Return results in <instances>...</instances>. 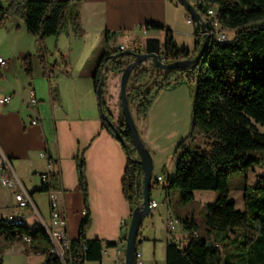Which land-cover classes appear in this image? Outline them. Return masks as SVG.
Returning a JSON list of instances; mask_svg holds the SVG:
<instances>
[{
	"label": "trees",
	"instance_id": "16d2710c",
	"mask_svg": "<svg viewBox=\"0 0 264 264\" xmlns=\"http://www.w3.org/2000/svg\"><path fill=\"white\" fill-rule=\"evenodd\" d=\"M80 1L10 0L6 7H0V27L10 17L22 21L36 37L41 62L46 68V38L66 33L69 26L75 38L83 37L84 30L77 11ZM187 1L201 15L216 6L222 27L236 31L235 38L225 42L210 38L205 56L193 69L162 71L153 64L137 68L130 79L134 87L127 94L131 111H135L137 120H142L147 118L160 92L173 90L185 82H193L195 86L191 132L176 145L174 173L167 178L164 190L168 194L171 190H179L184 203L194 199V191H213L216 199L213 204L204 207L205 233L201 232L195 219L181 221L188 233L187 246L182 248L169 243L166 264H221L215 241L210 238L213 233L221 231L240 240L237 248L241 252L239 260L242 264H264V175L255 187L245 186L244 211L238 210L229 198L230 177L242 174L246 182L251 169L257 166L264 168V158L256 155L264 152V134L258 128L259 125L264 126V0ZM193 24L196 38L193 53L179 49L170 30L163 46L158 40H148L143 52L156 53L165 63L196 57L204 38L201 30ZM112 38L114 33L106 32V41ZM131 53L135 51L108 50L100 57L92 75L95 91L100 84L102 90L105 88V77L109 72L123 73L124 68L134 60ZM23 63L27 76L32 78V58L25 57ZM102 110L105 117L114 122L104 100ZM101 124L102 129L118 141L108 121L101 118ZM114 125L123 138V143L118 142L127 158L121 185L131 217L133 211L143 204V171L123 115ZM76 168L85 213L78 236L72 242L69 259L72 264L100 263L104 245H116L87 239L92 218L84 151L77 156ZM162 173L166 170L163 169ZM58 179L59 173L52 177L51 188L42 185L40 190L48 193ZM25 236L30 238L29 244L23 241ZM18 242L23 243L25 251L30 254H46L51 248V241L39 224L29 227L25 223L17 225L15 221L0 219L1 248H9ZM0 264H4L2 258ZM53 264L58 262L54 260ZM224 264L233 263L227 261Z\"/></svg>",
	"mask_w": 264,
	"mask_h": 264
},
{
	"label": "crops",
	"instance_id": "0c3cea01",
	"mask_svg": "<svg viewBox=\"0 0 264 264\" xmlns=\"http://www.w3.org/2000/svg\"><path fill=\"white\" fill-rule=\"evenodd\" d=\"M77 11L84 30L83 37L75 38L69 26L66 33L46 38V68L41 62L37 39L26 25L14 17H10L4 25L5 33L13 35L14 42L12 46L0 48V56L8 61L7 67L0 72V100L11 96L8 103H0V155L10 159L16 176L45 221L50 219V205L48 193L40 190L41 175L49 170V161L53 162L50 169L59 173L53 191L66 215L68 234L75 240L85 213L76 168L77 156L84 151L92 218L87 239L115 244L111 247L104 245L103 253L112 252L110 260L113 264H124V232L127 228L124 221L131 219L130 207L121 185L127 158L120 143L102 129L92 75L97 61L106 51L123 48L124 51L142 53L148 40H158L163 46L168 30L172 31L177 47L187 49L191 54L196 49L194 24L188 23L190 15L179 0H81L77 4ZM8 24L11 26L7 27ZM106 32L114 33V38L109 42L106 41ZM27 56L32 58V78L25 72L23 59ZM112 74L110 83L114 84L121 74ZM182 88L187 87L181 84L173 90L160 92L147 118L142 119L141 123L137 124L133 115L136 125L147 126L142 134L145 142L148 143L151 130L160 136L169 130L166 116L175 114L176 105L182 99ZM32 94L38 99L33 111L39 119V125L31 124L33 115L28 103ZM163 94L166 95L161 102ZM111 104L110 112L112 108L116 113L119 112L115 97ZM166 137L169 138V135ZM176 137L177 134L173 139ZM49 143H53V152ZM147 147L152 156L153 172L168 167L169 176L173 175L175 159L170 165L167 151L164 157H159L157 146L148 143ZM42 152L47 153L49 159L41 157ZM158 190L164 206L161 207L156 196L150 194V199L157 202L150 214L155 212L163 217L162 234L157 233L154 222H146L149 214L142 224L137 250L142 254V264H166L169 243L182 248L188 243L186 231L178 232L175 228L174 232H167V219L176 220L168 201L171 193L168 194L164 186ZM42 195H46L43 203L45 213L36 201ZM193 195L194 201L203 209L216 199L213 191H194ZM244 209L245 204L240 210ZM19 212L14 190L4 187L0 182V219H8ZM26 214L29 215L25 220L27 226L34 227L39 223V218L32 214L31 209ZM187 218L195 219L191 214ZM28 221L33 224L28 225ZM210 238L213 239V235ZM147 244L152 248L149 256L146 253ZM118 248L121 249L120 253Z\"/></svg>",
	"mask_w": 264,
	"mask_h": 264
},
{
	"label": "rangeland",
	"instance_id": "374dc122",
	"mask_svg": "<svg viewBox=\"0 0 264 264\" xmlns=\"http://www.w3.org/2000/svg\"><path fill=\"white\" fill-rule=\"evenodd\" d=\"M10 0H0V7H6L9 4ZM1 15V14H0ZM11 25L8 24L7 27H10ZM5 26L0 27V48L6 47L8 45H13L14 37L5 33ZM5 33V34H4ZM236 31H229L228 32V38L229 41H232L235 38ZM113 43V42H112ZM149 66L148 65H142ZM113 72H109L108 75L105 77V88L103 89V100L106 103L107 108H111L113 106L111 102L114 100H117L118 105L117 109L119 108V112H115L112 108V116L114 119L113 123H117L119 118H121L122 109H121V93H120V82L121 78L117 80L114 84L110 83V80L113 78ZM133 81V80H132ZM187 88H182V99L179 100V102L176 105L175 108V114L173 115H167L166 116V126L169 128L167 132L164 133V135L160 136L158 133L155 132H149L148 137V143H151L152 145H155L158 147V156L164 157L166 151L168 153V157L170 158V165L172 161L175 159L174 150L176 148V145L183 140L185 137H187L191 132V122H192V112H193V94H194V83L193 82H185L183 83ZM128 87L133 88L134 84L131 81L128 83ZM128 89V88H127ZM187 89V90H186ZM129 91V89H128ZM115 92V95H114ZM166 94H163V98L161 99V102L164 100V96ZM111 104V105H110ZM110 111V110H109ZM132 115L135 116V111L132 110ZM138 123H141V120H137ZM136 124V123H135ZM140 137L142 141L144 142L146 148L150 152L149 148L147 147V142L144 141L142 134L146 130L147 126L144 125L143 127L140 125H136ZM259 131L264 134V126L259 125L258 126ZM177 134V137L173 139V137ZM169 135V138L166 136ZM178 141L175 143L174 141ZM50 148L53 152L54 146L53 143H49ZM173 145V146H172ZM151 153V152H150ZM259 157L264 158V152H258L256 153ZM166 173H162L159 169H156L153 174L152 178H157L158 176H162L164 178V182H161L159 187L151 188L150 194H154L156 196L157 202L162 206H164L163 199H161L160 195L161 192L158 189H162V186L165 187L166 178L169 177V170L168 167L166 169ZM264 175V168L262 167H254L251 169L248 173V179H243L242 174H237L229 178V186L231 189L230 192V200H236L237 209L240 210L241 207L244 206V201L241 199V195L244 196V188L247 187H255L257 182L259 181L260 177ZM10 189V188H9ZM171 196L168 198V201H170V211L173 214V217L178 221L176 225V231L181 232L185 231L183 224L181 223L182 220H185L189 214L191 216L193 215L195 218V221L200 226L201 232H204V217H205V210L200 207V204L197 201H194V199L190 202L184 203L182 200V196L179 190H171ZM46 195H42V197H37L36 201L38 205L40 206L41 210L45 213V202ZM80 199V198H79ZM76 205V200H75ZM162 220L163 217L157 213H151L149 217L147 218V221L154 222L157 233L160 235L162 234ZM26 223V222H25ZM28 225H32L33 222L28 221ZM124 223L127 224V228L125 229V235L127 236L130 219L125 220ZM142 230V229H141ZM74 236L76 233L74 232ZM236 236L232 234H228L226 231L221 232H215L213 233V239L215 241L216 249L220 253V262L221 264H224L225 262L229 261L233 264H242L240 262L239 255L241 254L240 250L237 248L238 244L240 242L239 239H235ZM146 253L147 255L152 254V248L147 244L146 246ZM25 245L23 243H15L9 248L3 249L0 246V258L3 259L4 264H35L39 262L40 260L35 257L33 254H30L25 251ZM145 251V250H144ZM110 254L112 252L109 251V254L103 253V258L101 264H113L110 260ZM85 264H100L99 262H86Z\"/></svg>",
	"mask_w": 264,
	"mask_h": 264
},
{
	"label": "built area",
	"instance_id": "2783aa9c",
	"mask_svg": "<svg viewBox=\"0 0 264 264\" xmlns=\"http://www.w3.org/2000/svg\"><path fill=\"white\" fill-rule=\"evenodd\" d=\"M202 16L204 23L207 26V34L210 36L211 39H216L218 42H225L228 41V30L224 29L218 20L217 16V7L212 6L210 7L207 12ZM188 23L193 24L194 21L189 16ZM121 50H124L121 48ZM164 62V61H163ZM165 63V62H164ZM8 61L0 56V72L7 67ZM11 96H6L0 100L1 104H6L10 101ZM38 103V99L32 94L30 98V102L28 103V108L32 111L33 118L31 120L32 125H39V119L33 111V107L36 106ZM41 157L48 158L47 153L42 152ZM49 159V158H48ZM53 162L49 161V170L47 173L41 175L42 185L46 187L52 186V177L56 175L58 172L54 171L51 168ZM0 182L1 184L6 187L14 190V197L17 209L20 212L15 216H10L7 220L15 221V220H26L28 219V214L26 211L31 209L32 214L39 218V225L47 226L50 228V233L54 234V249L49 250L48 253H41L35 252L33 255L37 257L40 261L35 264H53L54 260L58 262V264H72L71 260L69 259V254L71 250V245L73 240L70 238L67 230V218L60 207L57 195L50 189L48 192L49 196V205H50V219L49 221H45L39 214L38 210L36 209L31 195L25 190L22 182L16 176L11 161L5 155H0ZM163 182V177H158L157 179H152L151 185L154 188L155 185ZM157 206L156 201H152L150 203V208L153 209ZM177 220L167 219L166 221V229L168 233L174 232ZM197 236V235H196ZM30 240L29 237H23V241L27 243ZM104 252V250H103ZM121 252V249L118 248V253ZM53 259V261H51ZM52 262V263H50ZM136 264H142V254L141 252L137 251L136 253Z\"/></svg>",
	"mask_w": 264,
	"mask_h": 264
},
{
	"label": "water",
	"instance_id": "95a60500",
	"mask_svg": "<svg viewBox=\"0 0 264 264\" xmlns=\"http://www.w3.org/2000/svg\"><path fill=\"white\" fill-rule=\"evenodd\" d=\"M179 1L181 5L187 10V12L189 13L190 17L197 25V27L201 30L202 36L204 38L203 46L199 51V53L196 55V57L180 60L173 63H164L161 60L160 56L156 53L135 52V53H131V56L134 58V60L124 68V71L121 74V82H120L121 109L125 123L132 135L135 147L139 155L138 162L143 171V196H144L143 204L140 207L136 208L131 215L128 233L126 236L124 264H136V253L139 244L138 241L139 231L142 227L145 218L151 212L150 191L152 188L151 182H152V174H153L152 156L140 137L139 131L134 121V117L132 115V111L129 106V102L127 98L128 83L131 79L133 72L142 65L153 64L155 67L159 68L162 71L168 69H175V68L193 69L200 64L202 58L205 56V53L210 45V36L207 34V26L204 23L201 14L198 13L195 7L187 0H179ZM96 94L98 98L101 118H104L108 121L109 125L114 130V133L118 141L120 143H123V138L120 132L118 131L114 123L108 120L107 117H105V114L102 110V104H103L102 84L99 85Z\"/></svg>",
	"mask_w": 264,
	"mask_h": 264
},
{
	"label": "bare ground",
	"instance_id": "6f19581e",
	"mask_svg": "<svg viewBox=\"0 0 264 264\" xmlns=\"http://www.w3.org/2000/svg\"><path fill=\"white\" fill-rule=\"evenodd\" d=\"M25 223V220H15V224H23ZM45 229L46 234L48 235L50 241H51V248L49 250L54 249V234L50 233V228L47 226H42ZM31 240H28L27 243L29 244ZM37 251V250H36Z\"/></svg>",
	"mask_w": 264,
	"mask_h": 264
}]
</instances>
